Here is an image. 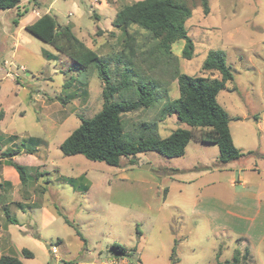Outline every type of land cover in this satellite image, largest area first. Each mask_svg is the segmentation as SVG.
Here are the masks:
<instances>
[{"label":"rangeland","instance_id":"1","mask_svg":"<svg viewBox=\"0 0 264 264\" xmlns=\"http://www.w3.org/2000/svg\"><path fill=\"white\" fill-rule=\"evenodd\" d=\"M108 1L110 4L104 5V0H39L37 7L32 0H22L18 9L0 10V112L5 114L0 124V150L24 151L17 162L29 175L26 186L19 191L16 187L14 195L8 188L0 199L4 235L0 250L23 264H138L112 251L115 243L131 251L137 249L135 257H140L142 264H219L232 260L239 248L235 233L215 230L207 214L191 215L193 196L223 198L228 192L233 174L220 169L217 146L191 142L186 156L174 159L147 152L137 155L135 166L127 167L131 158H124V168L81 155L66 157L61 152V144L82 119H91L102 110L104 85L95 67H76L66 55L26 31L33 10L40 16H54L60 27L69 26L108 63L112 82L121 80L128 67L134 82L150 80L158 86L154 106L124 115L129 134L140 132L138 127L145 122H158L163 138L180 127L188 129L175 117L159 116L165 102L179 97V90L173 67L157 55L150 56L156 46L151 34L137 26L126 33L113 26L118 11L142 0ZM186 2L192 11L186 28L195 52L188 61L182 57L184 41L173 45L179 71L220 78L202 66L210 50L223 51L234 80L219 93L220 105L232 118L248 111L261 117L264 0H208V15L200 0ZM121 94L136 97L134 89ZM194 133L198 136L199 131ZM198 160L210 167V173L181 188L177 179L194 178L196 171L176 176L179 173L172 170L198 168ZM81 176L84 179L79 184L87 185L88 191L69 182ZM211 179L214 185L208 186ZM0 184V190L4 189L1 179ZM18 202L25 205L24 211L17 208ZM41 205L43 210L38 208ZM3 206L18 224L7 220ZM45 211L50 216L44 217ZM23 249L34 257L25 258ZM253 254L256 264H264V245ZM260 255L261 261L257 259Z\"/></svg>","mask_w":264,"mask_h":264},{"label":"trees","instance_id":"2","mask_svg":"<svg viewBox=\"0 0 264 264\" xmlns=\"http://www.w3.org/2000/svg\"><path fill=\"white\" fill-rule=\"evenodd\" d=\"M22 0H0V10L18 9ZM36 1V0H33ZM203 12L209 14L208 0H200ZM19 16H22L19 14ZM192 17V11L186 0H142L121 9L113 22V26L125 33L131 26H137L148 31L156 41L150 56L160 57L173 67V77L177 81L179 97L164 103L159 111L160 118L175 117L178 124L188 126L178 128L163 138L158 130V122L141 123L137 134L126 131L124 115L136 112L142 108H150L158 99V86L150 80L133 81L131 69H125L121 80L112 82L106 63L92 49L81 42L69 26L60 27L54 16L45 14L35 23L27 26L26 31L39 40L52 45L58 52L70 58L76 67L88 69L95 67L101 78L103 88V107L91 119H82L81 125L75 129L61 144L60 149L64 156H84L93 162H103L109 166L124 168V158H131L127 167L137 165V155L147 152H156L166 158H181L191 142L215 145L219 149V164L241 160L247 156L257 155L255 152H243L238 149L231 135L230 123L238 118H232L220 105L218 96L221 91L227 90V83L233 82L234 75L227 65L226 55L221 50H210L203 62L202 69L206 72L218 73L220 78L190 76L179 71L178 59L174 56L172 47L179 41H184L182 57L191 60L195 52V44L186 28L187 21ZM108 64V63H107ZM135 90L136 97L125 96L122 91ZM116 95L118 99L116 100ZM4 112H0V123L4 119ZM198 130V136L194 133ZM30 142L37 143L35 139ZM20 150L11 149L1 153L0 159L6 160L20 177L23 186H26L29 175L26 167L14 161ZM32 154V152H27ZM264 158V156H261ZM126 167V166H125ZM126 167V168H127ZM173 173L178 170H172ZM84 176L70 180L76 188L88 191L87 185L79 184ZM79 184V185H78ZM9 222L18 224L15 218L5 211ZM62 217L63 215L59 213ZM66 223L68 220L64 217ZM78 235L81 234L78 232ZM178 241L175 242L177 245ZM112 251L129 257L138 264L140 257H135L138 250H129L119 243L112 245ZM173 249V257L175 256ZM25 258H33L28 249H23ZM245 255L235 252L232 260L219 264H241ZM0 264H23L17 257L3 255Z\"/></svg>","mask_w":264,"mask_h":264},{"label":"crops","instance_id":"3","mask_svg":"<svg viewBox=\"0 0 264 264\" xmlns=\"http://www.w3.org/2000/svg\"><path fill=\"white\" fill-rule=\"evenodd\" d=\"M33 2L35 6L39 7V0ZM108 4H110V2L104 0V5ZM40 17L38 12L33 10L31 17L32 22L27 24V26L35 23ZM234 118L239 119L233 120L230 123L231 135L235 146L245 153L255 152L257 155L247 156L227 165H221V170H228L233 174V177L228 180L229 189L226 190L228 192H226L223 198H214V196L212 197L211 195L200 197L199 194L195 197L193 196L190 199L192 207L191 215L197 216L200 212L207 214L211 218V225H213L215 230L233 231L236 237L235 242L239 247L234 250V254L239 251L242 257L245 255L246 261L243 264H256L253 251L264 245V158L261 157L264 156V113L260 117L256 112L248 111ZM188 147L189 145L187 148ZM187 148L184 156L187 154ZM2 152L4 151L0 150V154ZM22 153H24V151L20 152V154ZM18 156L14 157L15 162H17ZM197 163L200 165L198 168H176L179 173V175L176 176H184L185 173L196 171V177L194 178L182 177L177 179L181 188H184L187 184L191 185L199 181V179H202L206 174L210 173V170H208L210 167L206 163L199 160ZM0 179L2 180V185L5 186L4 189L0 190V199H3L8 188L14 190L12 193L14 195L16 187L18 191L21 186L23 187L16 170L8 165L4 159H0ZM175 180L176 179L172 178V181ZM210 185H214L213 179L208 180V186ZM36 186L37 183L33 188ZM33 192H35V189ZM168 192L169 187L166 188L165 193L167 194ZM16 205L17 208L24 211L25 205H22L20 202L16 203ZM31 206L32 205H30V207ZM32 207L35 208L37 206L33 205ZM38 208L39 210L44 209L43 205L38 206ZM3 210L4 214L5 211L8 212L5 207ZM46 215L50 216V212L45 211L44 217H46ZM2 231L0 226V244L3 242L4 238ZM248 246L251 247V250H249ZM6 249L9 251V248L6 247ZM3 255L11 254H4L0 250V258ZM257 259L261 261L262 256L260 255Z\"/></svg>","mask_w":264,"mask_h":264},{"label":"built area","instance_id":"4","mask_svg":"<svg viewBox=\"0 0 264 264\" xmlns=\"http://www.w3.org/2000/svg\"><path fill=\"white\" fill-rule=\"evenodd\" d=\"M23 71H24V69H23Z\"/></svg>","mask_w":264,"mask_h":264},{"label":"water","instance_id":"5","mask_svg":"<svg viewBox=\"0 0 264 264\" xmlns=\"http://www.w3.org/2000/svg\"><path fill=\"white\" fill-rule=\"evenodd\" d=\"M48 249H49V247H48Z\"/></svg>","mask_w":264,"mask_h":264}]
</instances>
